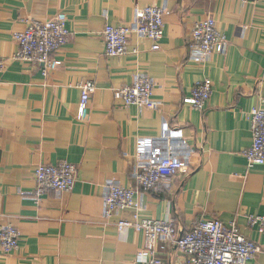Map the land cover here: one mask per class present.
<instances>
[{
    "label": "crops",
    "instance_id": "crops-1",
    "mask_svg": "<svg viewBox=\"0 0 264 264\" xmlns=\"http://www.w3.org/2000/svg\"><path fill=\"white\" fill-rule=\"evenodd\" d=\"M148 5L167 9L161 48L133 34L127 53L107 55L105 25L129 24L135 7ZM59 12L70 36L58 52L62 64L44 76L40 65L15 58L14 33ZM208 17L228 49L207 63L190 61L192 28ZM0 58V232L12 225L21 234L17 249L0 242V264H131L145 234L119 231L131 209L104 219L105 188L135 187L137 140L157 137L164 121L183 130L190 168L148 190L140 218H170L181 235L203 219L236 220L261 247L249 264H264V233L247 221L264 215V165L249 167L243 155L252 143L249 113L264 108V0H0ZM139 72L156 80L157 109L126 106L115 95ZM205 78L213 92L200 110L184 99ZM82 81L96 87L79 119ZM61 161L78 167L74 189L35 197L36 167ZM165 246L164 261L186 264L176 245Z\"/></svg>",
    "mask_w": 264,
    "mask_h": 264
},
{
    "label": "built area",
    "instance_id": "built-area-1",
    "mask_svg": "<svg viewBox=\"0 0 264 264\" xmlns=\"http://www.w3.org/2000/svg\"><path fill=\"white\" fill-rule=\"evenodd\" d=\"M165 6H136L135 19L125 25L107 23L102 31L105 53L121 56L128 52L130 36L138 35L152 41V49L161 48L164 37ZM68 16L59 12L47 20L29 19L25 29L16 31L18 43L15 58L41 66L44 76L56 70L62 60L58 52L70 36L67 26ZM226 35L218 27L213 17L196 22L192 28L188 60L207 63L214 53L225 55L228 49ZM4 61L0 58V74ZM156 80L144 73H135L130 83L115 91L124 105H135L141 109H157L160 103L154 98ZM81 97L78 105V118L86 116L87 105L95 90V83L82 81L79 85ZM213 92V81L205 78L196 83L190 96L184 102L194 108L204 110ZM252 130V143L243 151L248 166L264 165V108L253 107L249 113ZM182 129L171 128L163 122L161 132L154 138H139L136 145L131 172L135 187H124L119 183L106 186L104 196L106 221L123 210H133V219L121 218L117 222L119 231L134 229L145 234V243L135 255L131 264H171L159 256L165 243L171 242L186 256V264H249L261 247L249 239L240 229L236 220L224 222L219 218L203 219L185 234H179L174 220L170 218H140L144 209V197L148 190L190 168L192 154ZM78 167L68 161L57 164H39L35 169V197L49 191L57 193L72 191L75 187ZM248 225L264 233V215L248 214ZM21 234L9 225L0 232V242L6 251L19 247Z\"/></svg>",
    "mask_w": 264,
    "mask_h": 264
}]
</instances>
